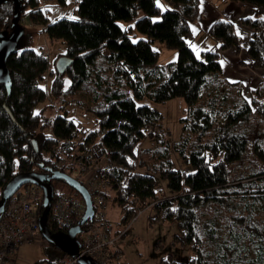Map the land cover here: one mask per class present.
<instances>
[{
  "label": "trees",
  "instance_id": "trees-1",
  "mask_svg": "<svg viewBox=\"0 0 264 264\" xmlns=\"http://www.w3.org/2000/svg\"><path fill=\"white\" fill-rule=\"evenodd\" d=\"M43 1L21 0L19 25L27 15L41 34L64 44L59 56L71 63L63 73L54 65L47 87L49 60L39 47L23 46L7 58L10 93L0 85V196L17 173L55 171L53 151L60 141L79 152L96 146L107 159L102 170L125 226L137 209L150 205L155 210L151 223L176 222L175 241L186 242L194 252L191 260L177 264H264V75L246 87L223 74L222 51L240 50L232 22L218 18L211 23L206 39L214 44L196 55L192 26L200 0H163V10L156 0H76V18L54 21L48 20ZM230 1L253 6V15L243 18L251 31L246 49L252 65L264 72V0ZM12 12L11 1L1 4L0 33L12 31ZM120 20L134 21L143 36L133 38V26L123 28ZM154 40L174 49L176 60L158 65ZM48 94L59 103L52 116L44 113L45 104L51 106ZM145 97L154 104L183 98L191 121L180 118L182 134L175 151L192 172L170 167L162 113L138 104ZM72 101L92 113L91 127L68 116ZM147 137L156 138L155 148L142 147ZM152 157L161 158L157 171L173 190L171 198L159 199L153 174L137 170L148 167ZM51 183L54 195L65 192L56 188L66 184L62 179ZM47 222L50 231L59 229L50 214ZM44 246L45 257L36 262L51 264L66 255L50 243ZM158 264L176 262L169 255Z\"/></svg>",
  "mask_w": 264,
  "mask_h": 264
},
{
  "label": "rangeland",
  "instance_id": "rangeland-1",
  "mask_svg": "<svg viewBox=\"0 0 264 264\" xmlns=\"http://www.w3.org/2000/svg\"><path fill=\"white\" fill-rule=\"evenodd\" d=\"M207 1V3H205ZM200 0V10L199 14L197 15L198 23L201 25V28L197 29L195 36L192 38V49L195 51V54L198 55L200 52V46L205 43L206 38V32L205 27H202L205 23L211 24L216 20V18H213V10L220 12V15H230L233 19V28L235 29L236 35L240 37L239 39V53L243 51L245 54V59L247 64V69L252 70L253 73H250L249 71L243 72V70L239 69V61L236 55V62L232 59V54H229L232 52L231 48L227 49L225 51V56H223L224 51H222V72L223 74L229 79V81L232 82V79L240 80L241 82H244L246 87L253 86L254 83L258 82V79H260L262 76H260L258 73H261L264 75L263 70L259 68H255L252 65V61L249 59V56L247 54V45L249 42V34H250V28L244 23L243 18L249 17L247 15L248 11L245 10V13L241 15L240 8L237 9V7H233L230 9V6H227L229 3H232L233 5L239 4L244 5L245 7H250L251 5L246 3H236L230 0H226L228 4H225V0H212L213 4H210L208 0ZM66 4L61 5L57 3L56 0H44L43 3L46 4L47 11L45 12L47 14V18L49 21H54V19L59 17H70V18H76L78 16L77 13V2L76 0H66ZM156 3L159 5L160 9L163 10L165 7V3L163 0H156ZM217 7H215V6ZM215 11V12H216ZM207 12L209 15H207ZM142 11L138 13V16H141ZM207 15V17H206ZM205 17V18H204ZM209 18V19H207ZM221 18V17H219ZM119 25H121L123 28H127L129 26L132 27L131 35H133V38L142 37L143 35H140L136 30L134 29V21L128 22V21H117ZM21 26L24 28V34H22L19 42L18 47L22 49L23 46H29L31 48L33 47H39L40 50L43 52V54L48 58V70H46L44 75V84L45 86H49L51 80H50V72L51 69L54 68V65H56V62L59 58L62 56H59L60 53H62L65 49L64 44L61 43L60 40L55 39L52 40L48 38L45 34H41L39 32V27L35 25H31L28 19V16L25 15L21 19ZM245 29L248 30V36H245ZM25 35H28V38L25 37ZM206 39V41H208ZM241 43H242V49H241ZM201 48H205L204 46H201ZM152 49L156 50L157 53H159L157 64L158 65H165L167 62H173L176 60L177 52H175L174 49H170L165 46V44L154 40L152 44ZM228 52V53H226ZM59 56L58 59H56ZM240 58V56H239ZM241 59V58H240ZM256 71V72H255ZM82 98L86 100V96L83 95ZM46 102H49L51 106H48L45 104L46 110L44 111L46 116H52L56 113H58L59 109V103L56 101H52L51 95L48 94L46 98ZM87 103L88 100H86ZM138 104H149L153 108H158L163 116V124L162 129L164 130L165 134L163 135V140H165V143L167 144V151H169L168 159L171 162L170 167L174 170H179L183 172H192L191 164L189 162H186L182 159V157L179 155L177 151H175L176 144L180 142L181 134H182V122L180 118L182 117H189V122L191 121L190 117V110L187 109V106L183 100L182 97L173 98L167 100L164 104H154L149 98L145 97L143 100L137 101ZM66 111L68 112V116L74 119L75 122L81 123V125H85L87 127H91L92 125V119L93 115L92 113H89L85 108L76 106L75 101H72L69 106H67ZM156 131V130H154ZM182 137H188L187 134L182 135ZM156 138H149L144 140L142 147H156L155 141ZM155 145V146H154ZM153 148V149H154ZM156 152L153 150V155ZM161 158L158 157H152L148 160V167H138L137 170L142 173H151L154 176V191L155 195L160 198H171L173 194V190L169 187V184H167L166 178H163L161 176V173L157 171ZM107 163V159L105 156L101 157L99 161V165L101 167H104ZM67 165V164H66ZM156 170V171H155ZM67 174L72 175L73 172L66 171ZM93 172H90L89 174H92ZM87 187L90 191L91 195H94L95 191L97 190V187L95 184L88 183ZM57 189H63L66 193H69L72 196H76L80 198L79 193L71 192L70 188H68V185L58 183ZM107 214L108 219L113 223V232L112 237L117 238L115 248L118 251H121L123 256V261L127 264H158L161 259L167 258L169 255L172 257L173 260H175L177 263H185L191 260V258L194 256L193 249L190 248L189 244L186 242L181 243L178 241H175L174 236L176 234H179V230L177 227V224L174 220L172 221H150V216L154 215L155 210L154 208L150 206H146L145 208H141L136 210V215L134 219L125 226L123 222H121L122 217V211L121 208H119L117 202L115 193L112 190V188H107ZM120 235V236H119ZM82 236V235H81ZM47 243L43 237L38 236L31 241H23L20 243V246L18 247V250L11 255L10 259L5 264H33L34 262L41 260L45 257V249L44 245Z\"/></svg>",
  "mask_w": 264,
  "mask_h": 264
},
{
  "label": "built area",
  "instance_id": "built-area-1",
  "mask_svg": "<svg viewBox=\"0 0 264 264\" xmlns=\"http://www.w3.org/2000/svg\"><path fill=\"white\" fill-rule=\"evenodd\" d=\"M53 152L55 157L51 166L55 171L73 172L72 177L80 184L85 187L88 183L95 184L97 190L92 195L93 219L89 221L90 224L85 231L82 230L83 233L79 235L81 242L79 255L75 257L65 255L63 259L54 260L51 264H79L78 258L86 255L101 264H127L123 261L121 251L115 248L118 237L114 238L111 235L114 230L113 223L108 219L106 191L107 188H112V183L99 165L102 154L96 146L79 152L73 144L62 145L61 141ZM93 171L94 173L89 174ZM42 199L43 190L32 183L22 185L7 199L0 213V264H5L9 260L23 241L42 237L38 222ZM84 211L83 199L66 192L53 195L50 215L59 226L57 231L66 232L73 227Z\"/></svg>",
  "mask_w": 264,
  "mask_h": 264
},
{
  "label": "water",
  "instance_id": "water-1",
  "mask_svg": "<svg viewBox=\"0 0 264 264\" xmlns=\"http://www.w3.org/2000/svg\"><path fill=\"white\" fill-rule=\"evenodd\" d=\"M12 2L13 12L11 26L13 27L10 33H0V85H4L6 92L10 93L11 81L9 71L6 65L7 58L15 53L18 49V42L24 34L23 26L19 25L21 18L22 4L21 0H0L1 4ZM71 61L68 57H61L57 60L55 69L58 72L63 73L70 65ZM35 146V143H34ZM63 180L71 188H74L80 195L81 199L85 202V211L82 217L78 220V223L68 229L66 232L62 231H50L48 228V216L50 214L52 198L54 195L53 185L51 180ZM32 183L37 185L43 190V209L38 218L40 233L47 243L54 245L62 253L70 257L79 255V249L81 242L79 241V235L83 233L82 226L87 221H92L94 216V209L92 206V198L90 193L84 185L80 184L74 177H70L64 172L52 171L51 169L47 173H37L34 171H28V173H17L14 175L5 187L2 189L0 196V213L3 211L6 201L9 197L18 191V188L22 185ZM79 264H101L95 262L90 256H81L78 258Z\"/></svg>",
  "mask_w": 264,
  "mask_h": 264
},
{
  "label": "crops",
  "instance_id": "crops-1",
  "mask_svg": "<svg viewBox=\"0 0 264 264\" xmlns=\"http://www.w3.org/2000/svg\"><path fill=\"white\" fill-rule=\"evenodd\" d=\"M206 0H204V2H205ZM209 2H210V4H213L212 3V0H208ZM205 3H207V1L205 2ZM224 3L225 4H228L227 2H226V0L224 1ZM215 6V5H214ZM227 6H230V9L231 8H233V7H237V9H239L240 8V10H242L241 11V15H243L244 13H245V10L247 9L248 11H246L248 14L247 15H249V17H251V15H253V13H254V9H253V6H250V7H245L244 5H239V4H236V5H233L232 3H229ZM215 7H217V6H215ZM216 11V10H215ZM214 10H213V14H211V15H213V18L215 19L216 18V20L219 18V17H221V18H223V19H225V20H227L228 22L230 21V22H232V24H233V19H232V17H230V15L228 16V15H220V12H215ZM207 15L208 16H211V15H209L208 14V12H207ZM207 15H206V17H207ZM205 18V17H204ZM207 19H209V18H207ZM205 24L207 23V22H204ZM203 25L202 27H205L204 29H205V32L207 31V27L210 25V24H207V25ZM234 25V24H233ZM199 28H201V25L198 23V20L196 21V24L195 25H193L192 26V29H193V37L195 36V34H196V31H197V29H199ZM248 30L247 29H245V36L247 37L248 36ZM250 33H251V31H250ZM238 37H240V35L238 36ZM248 37H250V34H249V36ZM192 42V41H191ZM192 44H193V42L191 43V46H192ZM214 44V42L212 41V40H208V41H206V38H205V43H203L201 46H204L205 48H208V47H210L211 45H213ZM201 46H200V50H203V49H205V48H201ZM193 47V46H192ZM241 49H242V43H241ZM231 50H232V52H230L229 54H232L233 53V55H232V59L236 62V53H235V50L234 49H232L231 48ZM243 50V49H242ZM226 53H228V52H226ZM225 54V51H224V53H223V56H225V58H227L226 57V55H224ZM240 54V53H239ZM245 53L242 51L241 52V54L240 55H237V58H238V60H240L239 61V69L240 70H243V72H245V71H249L250 73H253L252 72V70H249V69H247L246 67H247V62H246V60H244L245 59V55H244ZM239 56H240V58H239ZM229 58V57H228ZM227 58V59H228ZM247 58V57H246ZM250 59V58H249ZM229 60V59H228ZM243 62V63H242ZM221 64H222V62H221ZM256 72V71H255ZM246 73V72H245ZM260 76H262L263 77V75L261 74V73H258ZM226 77V76H225ZM227 78V77H226ZM228 79V78H227ZM229 80V79H228ZM232 81H240V80H235V79H232ZM241 82V81H240ZM256 84V82L254 83V85ZM253 85V86H254Z\"/></svg>",
  "mask_w": 264,
  "mask_h": 264
}]
</instances>
